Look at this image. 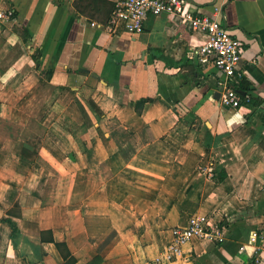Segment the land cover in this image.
Segmentation results:
<instances>
[{
	"label": "crops",
	"instance_id": "crops-1",
	"mask_svg": "<svg viewBox=\"0 0 264 264\" xmlns=\"http://www.w3.org/2000/svg\"><path fill=\"white\" fill-rule=\"evenodd\" d=\"M189 1L244 43L238 108L177 15L130 34L74 0H0V264H64L54 241L73 264H264V0ZM193 214L217 239L167 261Z\"/></svg>",
	"mask_w": 264,
	"mask_h": 264
},
{
	"label": "built area",
	"instance_id": "built-area-1",
	"mask_svg": "<svg viewBox=\"0 0 264 264\" xmlns=\"http://www.w3.org/2000/svg\"><path fill=\"white\" fill-rule=\"evenodd\" d=\"M229 0H223L227 2ZM220 14L219 8H215ZM159 14H174L182 18L191 30L204 32L206 39L193 51V63L201 70L216 72V86L219 101L223 106L238 108L243 101H249V94H240L237 85L241 80L240 60L244 43L232 36L228 28L217 16L210 17L196 12L189 0H115L105 26L110 31L123 30L138 34L143 29L145 19ZM94 24V23H92ZM200 170L205 168L200 167ZM219 234L218 224L209 214H193L186 224L171 228V238L162 249L167 261L176 260L182 247L194 238L216 240ZM257 233L251 234L255 241Z\"/></svg>",
	"mask_w": 264,
	"mask_h": 264
},
{
	"label": "trees",
	"instance_id": "trees-1",
	"mask_svg": "<svg viewBox=\"0 0 264 264\" xmlns=\"http://www.w3.org/2000/svg\"><path fill=\"white\" fill-rule=\"evenodd\" d=\"M82 1L86 2L84 6H82L80 3L79 5L77 3H74V7L80 14H83L92 19L93 18L98 19L97 15L100 14L101 17H103V19L106 20L113 7V3L108 0H81L80 2ZM106 5H108V7L107 9H104L103 7H105ZM225 175L226 173L224 171L220 172L218 175V179L219 180L223 179ZM54 244L57 247L61 257L64 259L65 261L64 264H73L75 261V257L70 253L65 242L54 241ZM167 264H170V263H167ZM246 264H255V263L248 262Z\"/></svg>",
	"mask_w": 264,
	"mask_h": 264
},
{
	"label": "rangeland",
	"instance_id": "rangeland-1",
	"mask_svg": "<svg viewBox=\"0 0 264 264\" xmlns=\"http://www.w3.org/2000/svg\"><path fill=\"white\" fill-rule=\"evenodd\" d=\"M81 0H74V3H77L78 5H79V3L82 5V6H84L85 5V1H82V2H80ZM107 7H108V5H106L105 7H103L104 9H107ZM98 16V20L99 21H102V22H105L106 20L105 19H103V17H101V15L99 14V15H97ZM95 19H97V18H95Z\"/></svg>",
	"mask_w": 264,
	"mask_h": 264
},
{
	"label": "bare ground",
	"instance_id": "bare-ground-1",
	"mask_svg": "<svg viewBox=\"0 0 264 264\" xmlns=\"http://www.w3.org/2000/svg\"><path fill=\"white\" fill-rule=\"evenodd\" d=\"M173 263H175V262H173Z\"/></svg>",
	"mask_w": 264,
	"mask_h": 264
}]
</instances>
